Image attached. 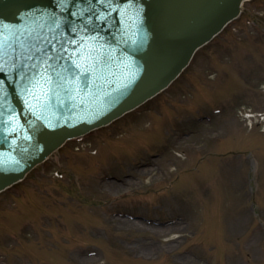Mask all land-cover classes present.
<instances>
[{
    "label": "rangeland",
    "instance_id": "374dc122",
    "mask_svg": "<svg viewBox=\"0 0 264 264\" xmlns=\"http://www.w3.org/2000/svg\"><path fill=\"white\" fill-rule=\"evenodd\" d=\"M0 264H264V0L1 193Z\"/></svg>",
    "mask_w": 264,
    "mask_h": 264
},
{
    "label": "water",
    "instance_id": "95a60500",
    "mask_svg": "<svg viewBox=\"0 0 264 264\" xmlns=\"http://www.w3.org/2000/svg\"><path fill=\"white\" fill-rule=\"evenodd\" d=\"M242 1L0 0V37L4 21L17 30L25 14L55 26L29 44L35 56L15 41L14 50L0 53H10L0 56V191L66 139L109 124L165 88ZM186 7L190 16L176 25ZM64 29L72 33L67 43L50 45Z\"/></svg>",
    "mask_w": 264,
    "mask_h": 264
},
{
    "label": "bare ground",
    "instance_id": "6f19581e",
    "mask_svg": "<svg viewBox=\"0 0 264 264\" xmlns=\"http://www.w3.org/2000/svg\"><path fill=\"white\" fill-rule=\"evenodd\" d=\"M125 222L126 223H129V220L127 219ZM136 224H138V223H136ZM78 255L79 256H85L86 257L85 252H83V251L82 252H79ZM87 258H91V257H87ZM96 258H97V255H94L93 258H91V259H96Z\"/></svg>",
    "mask_w": 264,
    "mask_h": 264
}]
</instances>
